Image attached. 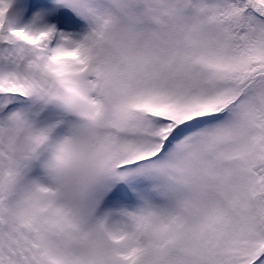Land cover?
<instances>
[{"label":"snow or ice","instance_id":"1","mask_svg":"<svg viewBox=\"0 0 264 264\" xmlns=\"http://www.w3.org/2000/svg\"><path fill=\"white\" fill-rule=\"evenodd\" d=\"M0 264H264V0H0Z\"/></svg>","mask_w":264,"mask_h":264}]
</instances>
